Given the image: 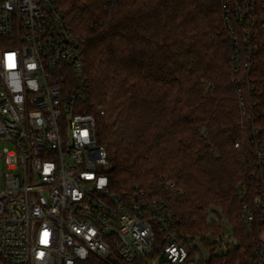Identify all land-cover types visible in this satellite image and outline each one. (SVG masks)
<instances>
[{
    "label": "built area",
    "instance_id": "1",
    "mask_svg": "<svg viewBox=\"0 0 264 264\" xmlns=\"http://www.w3.org/2000/svg\"><path fill=\"white\" fill-rule=\"evenodd\" d=\"M254 4L222 0L236 52L231 17L253 28ZM255 32L244 31L245 45ZM83 46L55 0H0V264H264V140L255 179L236 191L245 243L218 207L205 215L207 231L182 233L161 195L173 182L112 189L95 118L78 112Z\"/></svg>",
    "mask_w": 264,
    "mask_h": 264
},
{
    "label": "trees",
    "instance_id": "2",
    "mask_svg": "<svg viewBox=\"0 0 264 264\" xmlns=\"http://www.w3.org/2000/svg\"><path fill=\"white\" fill-rule=\"evenodd\" d=\"M55 2L84 38L78 112L95 118L112 189L155 191L171 181L175 190L161 195L182 233L207 231L205 215L218 207L245 243L236 191L255 179L264 140V0H255L253 28L231 17L237 52L222 0ZM246 30L256 31L249 45Z\"/></svg>",
    "mask_w": 264,
    "mask_h": 264
},
{
    "label": "water",
    "instance_id": "3",
    "mask_svg": "<svg viewBox=\"0 0 264 264\" xmlns=\"http://www.w3.org/2000/svg\"><path fill=\"white\" fill-rule=\"evenodd\" d=\"M115 263H116V261H114ZM116 264H118V263H116Z\"/></svg>",
    "mask_w": 264,
    "mask_h": 264
},
{
    "label": "rangeland",
    "instance_id": "4",
    "mask_svg": "<svg viewBox=\"0 0 264 264\" xmlns=\"http://www.w3.org/2000/svg\"><path fill=\"white\" fill-rule=\"evenodd\" d=\"M211 208V207H210Z\"/></svg>",
    "mask_w": 264,
    "mask_h": 264
}]
</instances>
